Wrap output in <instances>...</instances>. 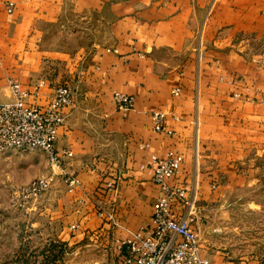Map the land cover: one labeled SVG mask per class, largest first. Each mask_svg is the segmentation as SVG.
Segmentation results:
<instances>
[{"label": "crops", "instance_id": "1", "mask_svg": "<svg viewBox=\"0 0 264 264\" xmlns=\"http://www.w3.org/2000/svg\"><path fill=\"white\" fill-rule=\"evenodd\" d=\"M6 1L0 0V100L13 99L14 80L28 101L44 105L57 83L75 79V102L59 129L58 146L73 150L65 167L80 184L70 191L60 176L36 210L49 222L41 226L52 230L57 247L88 238L115 251L116 239L128 230L150 227L161 187L141 165L169 150L184 156L170 184L185 188L195 201L197 223L203 201L222 206L241 195L259 205L264 58L255 57L243 38L264 39V0H12V15ZM91 14L103 20L101 43L91 42L85 30L86 43L74 50L41 46L49 24L79 36L68 15L90 23ZM46 65L51 72L42 74ZM114 91L133 95L135 107L119 112ZM154 111L166 112L172 135L154 130ZM45 165L46 174L58 175L47 159ZM38 175L26 172L23 178ZM113 178L117 189L106 190ZM98 203L114 209L123 227L99 216ZM199 242L213 264L234 263L223 254L211 258L201 231Z\"/></svg>", "mask_w": 264, "mask_h": 264}, {"label": "built area", "instance_id": "2", "mask_svg": "<svg viewBox=\"0 0 264 264\" xmlns=\"http://www.w3.org/2000/svg\"><path fill=\"white\" fill-rule=\"evenodd\" d=\"M6 10L15 11V2L7 0ZM40 82L39 86H43ZM13 99L0 100V154L11 149L20 151H42L46 154L53 170L58 169L64 182L72 191L80 184L77 175L65 167V160L74 156L73 150L58 146L59 129L66 123L70 108L75 102V91L66 82L57 83L47 104L28 101V92L18 81L10 80ZM179 94V89L173 91ZM113 101L119 112L127 113L135 107V97L120 91L113 92ZM156 132L172 135L166 125L167 114L154 111L151 115ZM184 156L176 150H169L164 156L152 155L148 169L154 183L161 187V194L153 204L151 225L136 231L128 230L125 238H117L115 251L121 264H213L201 252L198 233L193 222L200 216V209L187 195V190L170 184V180L181 171ZM54 180L53 175L40 176L26 184L15 186L12 194L16 203L24 208L35 204L47 193ZM106 190L117 189V178L106 182ZM98 214L113 226L123 227L114 209H106L100 203ZM180 208H186L181 213ZM221 229L213 227L212 232Z\"/></svg>", "mask_w": 264, "mask_h": 264}, {"label": "rangeland", "instance_id": "3", "mask_svg": "<svg viewBox=\"0 0 264 264\" xmlns=\"http://www.w3.org/2000/svg\"><path fill=\"white\" fill-rule=\"evenodd\" d=\"M90 16V23H87V18L78 21L68 15L69 22L73 23L71 27L80 30L79 36L73 35L70 30H63L56 23L49 24L48 37L39 40L43 44L41 46L51 50H74L78 44L86 43L89 36L91 42L101 43L106 36L103 20L99 14ZM85 30L88 34L84 33ZM243 42L255 53V57L264 58V39L243 38ZM50 72L47 65L43 66L42 74ZM64 81L75 91L72 76H67ZM46 159L42 151L11 149L0 154V264H121L113 248L92 239L85 238L72 247H57L52 230L47 225L41 226L50 225L49 222L46 218L39 219V212H36L42 202L47 201V193L35 204H29V207L33 206L32 209L18 205L13 199L14 187L29 182L23 178L26 172L38 176L50 174H46L49 171L45 165ZM52 175L53 185L60 174ZM248 200L239 195L222 206L216 200L203 201L200 205L204 216L198 223L195 220L193 226L198 236L201 231L211 258L223 254L225 261L234 262L232 264H264V197L257 198L259 205L250 204ZM198 226L201 230L197 229ZM211 227H219L221 231L212 233Z\"/></svg>", "mask_w": 264, "mask_h": 264}]
</instances>
